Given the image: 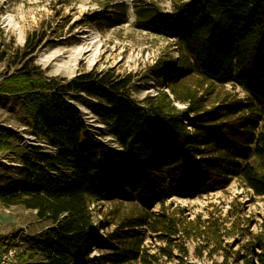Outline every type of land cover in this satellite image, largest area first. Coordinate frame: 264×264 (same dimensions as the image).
I'll use <instances>...</instances> for the list:
<instances>
[{
	"label": "trees",
	"instance_id": "obj_1",
	"mask_svg": "<svg viewBox=\"0 0 264 264\" xmlns=\"http://www.w3.org/2000/svg\"><path fill=\"white\" fill-rule=\"evenodd\" d=\"M134 8L139 30L175 42L178 58L155 68L172 94L197 74L210 90L217 85L241 89L248 102L225 100L208 109L204 96L191 93L185 110L167 94L160 102L151 97L144 105L133 98L134 73L93 69L73 78L49 76L33 59L45 47L48 30L28 36L24 48L13 55L20 68L4 77L0 94L20 99L33 135L57 152L49 156L39 148L16 146L13 131L0 124V157L14 153L22 165L19 178L0 190V204L24 207L51 222L44 239L30 249L31 263L26 264L137 260L134 248L123 245L121 250L118 245L135 238V229L148 224V215L101 238L91 207L103 201L152 209L174 197L225 190L234 178L264 196V0H187L172 12L139 0ZM106 13L105 20L118 24L127 16L125 10L119 20ZM80 104L88 106L93 117L88 118ZM93 119L106 126L116 147L95 134ZM62 169L73 173L53 177ZM6 245L0 236V253ZM92 246L107 253L90 257ZM245 250L235 255L237 264H264V232L256 246ZM230 257L226 253L224 261Z\"/></svg>",
	"mask_w": 264,
	"mask_h": 264
},
{
	"label": "rangeland",
	"instance_id": "obj_2",
	"mask_svg": "<svg viewBox=\"0 0 264 264\" xmlns=\"http://www.w3.org/2000/svg\"><path fill=\"white\" fill-rule=\"evenodd\" d=\"M136 1L139 0H0V55L7 52L6 59L0 61V85L7 74L20 68L13 62V55L24 48L28 36L47 29L46 45L33 59L49 76L73 78L93 69L112 70L117 75L134 73L137 75L133 92L136 101L148 105L151 97H157L154 101L157 103L167 94L180 110L187 108L184 101L191 93L195 97L204 96L203 103L208 109L225 100L248 102V95L241 89L217 85L210 90L197 74L176 86V94H172L166 82L162 85L155 72L157 64L177 59L179 52L173 40L136 27ZM144 1L172 12L175 5L187 0ZM123 10L127 14L124 23L104 19L108 12L119 20ZM80 106L88 113L85 114L88 118L93 117L88 106ZM0 124L13 131L16 146L39 148L49 156L56 154L47 141L33 135L30 120L21 111L19 98L0 94ZM92 125L99 138L115 146L105 125L97 122ZM38 141L51 148L46 150L32 145ZM21 169L16 154L2 155L0 190L18 179ZM72 173V170L62 169L52 175L59 178L61 174L71 176ZM91 209L98 227L97 235L101 238L114 235L123 223L148 215V224L135 229L139 234L118 245L121 250L125 245L134 248L140 255L126 264H237L235 255L256 246L264 232V196L257 195L237 178L225 190L196 198L174 197L152 209L121 201H103ZM50 225L49 220L39 218L35 211L0 204V236L7 243L0 259L3 252L13 250L16 252L14 264L31 263L30 249L44 239ZM106 253L92 246L90 257L99 259ZM226 253L231 255L227 262L224 261Z\"/></svg>",
	"mask_w": 264,
	"mask_h": 264
},
{
	"label": "built area",
	"instance_id": "obj_3",
	"mask_svg": "<svg viewBox=\"0 0 264 264\" xmlns=\"http://www.w3.org/2000/svg\"><path fill=\"white\" fill-rule=\"evenodd\" d=\"M36 138H34L35 140ZM36 147H39L38 145H33ZM15 257H16V252L13 250L10 251H5L1 255V264H14L15 263Z\"/></svg>",
	"mask_w": 264,
	"mask_h": 264
},
{
	"label": "bare ground",
	"instance_id": "obj_4",
	"mask_svg": "<svg viewBox=\"0 0 264 264\" xmlns=\"http://www.w3.org/2000/svg\"><path fill=\"white\" fill-rule=\"evenodd\" d=\"M96 57V56H95ZM95 58L92 59V61L94 60ZM32 145H38L39 147H43L44 149H49L51 148L48 144L46 143H43V142H40L38 141V143H32Z\"/></svg>",
	"mask_w": 264,
	"mask_h": 264
},
{
	"label": "water",
	"instance_id": "obj_5",
	"mask_svg": "<svg viewBox=\"0 0 264 264\" xmlns=\"http://www.w3.org/2000/svg\"><path fill=\"white\" fill-rule=\"evenodd\" d=\"M79 108H80V107H79ZM80 110H81V111H82L84 114H88V113L84 112V110H83V109H81V108H80Z\"/></svg>",
	"mask_w": 264,
	"mask_h": 264
}]
</instances>
